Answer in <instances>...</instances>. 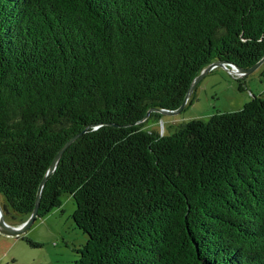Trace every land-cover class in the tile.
Wrapping results in <instances>:
<instances>
[{"label": "trees", "instance_id": "16d2710c", "mask_svg": "<svg viewBox=\"0 0 264 264\" xmlns=\"http://www.w3.org/2000/svg\"><path fill=\"white\" fill-rule=\"evenodd\" d=\"M263 56L264 0H0L4 220L27 217L81 132L36 211L70 196L73 264H264V95L165 135L137 123L209 63Z\"/></svg>", "mask_w": 264, "mask_h": 264}, {"label": "rangeland", "instance_id": "374dc122", "mask_svg": "<svg viewBox=\"0 0 264 264\" xmlns=\"http://www.w3.org/2000/svg\"><path fill=\"white\" fill-rule=\"evenodd\" d=\"M259 66L241 77H233L220 67L212 68L196 83L180 113H158V117L143 120L141 129L165 135L171 132L170 125L206 120L216 111L238 110L250 96L264 95ZM59 201L57 208L35 218L20 234L34 243V247L18 236L0 235V264H73L77 257L75 249L84 244L86 236L72 223L74 205L70 196L62 194Z\"/></svg>", "mask_w": 264, "mask_h": 264}, {"label": "water", "instance_id": "95a60500", "mask_svg": "<svg viewBox=\"0 0 264 264\" xmlns=\"http://www.w3.org/2000/svg\"><path fill=\"white\" fill-rule=\"evenodd\" d=\"M263 59H264V56L261 57L258 61H256L252 66H250L246 69H241V68L236 67L234 64H231L228 62H222V61H214V62L209 63L191 80V82H190V84H189V86H188V88H187V90L183 96V99H182L181 103L178 105V107H176L175 109H172V110H164V109H157V108L156 109H148L145 112V114L142 116V118L137 123L145 120L150 112H157V113H161V114H170V115L179 113L180 110L183 108V105H184L186 99L188 98L189 94L192 92L196 83L212 68L220 67V68H223L226 72H228L229 74H231L233 76L241 77L247 73L254 71L262 63ZM80 133L81 132L76 133L75 135L71 136L68 140H66L63 143V145L57 150V152L54 154V156L52 157L50 163L47 166V169L45 171L44 176L42 177V179L40 180V182L37 186L33 208L30 211V213L27 215V217L22 222L15 224V225H11V224L7 223L4 220L2 213H1V210H0V235L9 236V237L18 236V235L22 234L31 225V223L36 218V211H37L39 195H40V191H41V188L44 184L46 176L53 171L59 157L61 156V154L65 150V148Z\"/></svg>", "mask_w": 264, "mask_h": 264}, {"label": "flooded vegetation", "instance_id": "af4514ba", "mask_svg": "<svg viewBox=\"0 0 264 264\" xmlns=\"http://www.w3.org/2000/svg\"><path fill=\"white\" fill-rule=\"evenodd\" d=\"M187 99H188V98H187ZM187 99H186L185 103L187 102ZM185 103H184V105H185ZM184 105H183V108H184ZM183 108L180 110V112L183 110ZM180 112H179V113H180Z\"/></svg>", "mask_w": 264, "mask_h": 264}, {"label": "crops", "instance_id": "0c3cea01", "mask_svg": "<svg viewBox=\"0 0 264 264\" xmlns=\"http://www.w3.org/2000/svg\"><path fill=\"white\" fill-rule=\"evenodd\" d=\"M24 219V218H23ZM2 236V235H1ZM2 237H4V236H2Z\"/></svg>", "mask_w": 264, "mask_h": 264}]
</instances>
